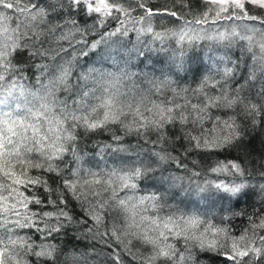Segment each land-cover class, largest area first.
Listing matches in <instances>:
<instances>
[{"label":"snow or ice","instance_id":"6c2138e0","mask_svg":"<svg viewBox=\"0 0 264 264\" xmlns=\"http://www.w3.org/2000/svg\"><path fill=\"white\" fill-rule=\"evenodd\" d=\"M93 255L264 264V0H0V264Z\"/></svg>","mask_w":264,"mask_h":264},{"label":"trees","instance_id":"16d2710c","mask_svg":"<svg viewBox=\"0 0 264 264\" xmlns=\"http://www.w3.org/2000/svg\"><path fill=\"white\" fill-rule=\"evenodd\" d=\"M162 0H152V3H161ZM121 19H123V17H121ZM164 23L166 24V26L168 28H172L174 27V25L170 24V23H167V20L165 19ZM225 22H220V25L221 27H223ZM115 25V22L112 23V25L109 26V30H111L112 27H114ZM153 26L156 28L157 31H162L163 28L160 26V18L157 17L155 18L154 22H153ZM129 27H131L129 25ZM205 27H208V26H205ZM115 40L118 41V43L116 45H113L112 49H110V51L112 52H115L116 48L119 46V43H124L127 45V48L128 49H131L133 47V45L136 43V34L134 32H130L129 33V37H116V38H113ZM121 52H124L123 49L120 50ZM125 56L127 55V53H124ZM91 60L92 61H96L97 62V66H99V57L98 56H93L91 57ZM105 67H111V62H109L107 65H105ZM142 67V66H141ZM157 67H159V65H157ZM191 82V81H190ZM194 86V85H193ZM94 140L96 141H101V142H107V136L106 134H101V135H97L94 137ZM126 142L127 143H131V144H135L136 143V140L134 137H128L126 138ZM261 142L259 139H257L255 142H254V145H253V148H254V157L256 159H259V156H260V150H261ZM94 149V143L93 141H88L87 142V147H86V151L89 153V158H92V157H95V159L97 161H99L101 164L104 163V161H107L108 164H112L113 163V160H114V157L113 155L109 152V153H106L105 157L103 160H101V158L99 156H96L95 154V151H93ZM236 156V153H233L231 157H220L221 159H232V158H235ZM205 167H207V164L205 165ZM207 178L208 179H216L217 177L213 174H207ZM220 178H225L223 176H221ZM147 190H150V189H147ZM139 194H143V193H139ZM194 199V198H193ZM255 200L253 201H250L249 204H252L254 203ZM180 207L184 210H187V211H193L195 210V206L193 204H189V203H186V204H183V205H180ZM244 207H248L247 205H244V204H241L239 206L238 209H236L237 211L240 209V208H244ZM220 206L217 204L215 208L211 209L210 211L211 212H214L216 213V222L219 223V219H220V216L223 215V213L220 212ZM199 210L201 212H204L205 209L203 207V204H201L199 206ZM252 211V208L251 207H248V212L250 213ZM247 224V220L246 218H240V217H237V218H234L232 221H231V229L233 232H236V233H239L243 228L244 226ZM24 231H27V230H24ZM92 247V244H90L89 242L87 241H83L82 242V249L85 250V251H88L90 250ZM95 250L97 253H101L103 254L104 252L108 251V249L104 248V246L99 243V242H96L95 243ZM90 260L92 261V264H97V257L95 255H93L92 257H90Z\"/></svg>","mask_w":264,"mask_h":264}]
</instances>
